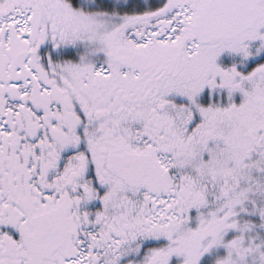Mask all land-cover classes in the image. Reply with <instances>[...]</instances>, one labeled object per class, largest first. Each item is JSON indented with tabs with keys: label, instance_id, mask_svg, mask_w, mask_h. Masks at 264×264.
Segmentation results:
<instances>
[{
	"label": "snow or ice",
	"instance_id": "6c2138e0",
	"mask_svg": "<svg viewBox=\"0 0 264 264\" xmlns=\"http://www.w3.org/2000/svg\"><path fill=\"white\" fill-rule=\"evenodd\" d=\"M0 264H264V0H0Z\"/></svg>",
	"mask_w": 264,
	"mask_h": 264
}]
</instances>
